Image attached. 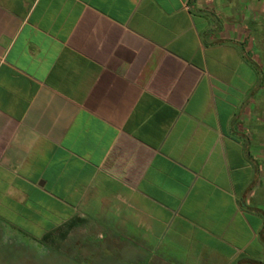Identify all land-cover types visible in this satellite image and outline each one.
Wrapping results in <instances>:
<instances>
[{"label": "crops", "instance_id": "obj_1", "mask_svg": "<svg viewBox=\"0 0 264 264\" xmlns=\"http://www.w3.org/2000/svg\"><path fill=\"white\" fill-rule=\"evenodd\" d=\"M263 205L264 0H0L1 233L250 264Z\"/></svg>", "mask_w": 264, "mask_h": 264}, {"label": "rangeland", "instance_id": "obj_2", "mask_svg": "<svg viewBox=\"0 0 264 264\" xmlns=\"http://www.w3.org/2000/svg\"><path fill=\"white\" fill-rule=\"evenodd\" d=\"M14 219H17L12 222L17 226L14 232L0 231V264H121L119 255L117 258L105 253L102 247L97 248L93 238L84 236L81 246L76 245L79 240L73 237H53L47 241L49 238L35 236L36 230L31 232L34 236L28 234L30 231L25 229L21 216ZM256 248L258 252L249 251L248 257L253 261L250 264L254 261L264 264V243L259 239Z\"/></svg>", "mask_w": 264, "mask_h": 264}]
</instances>
